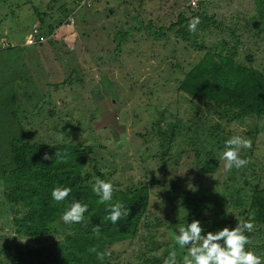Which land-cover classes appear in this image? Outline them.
I'll use <instances>...</instances> for the list:
<instances>
[{
  "label": "trees",
  "instance_id": "trees-1",
  "mask_svg": "<svg viewBox=\"0 0 264 264\" xmlns=\"http://www.w3.org/2000/svg\"><path fill=\"white\" fill-rule=\"evenodd\" d=\"M210 1L199 0L190 17L180 12L170 25L155 26L154 21L144 25L160 41L169 37L163 29L179 25L177 35L205 53L181 84L198 109L196 116L194 110L183 121L179 132H192L189 143L176 145L178 127L174 125L159 131L163 138L160 149L152 146L149 155L140 159L141 173L135 175L131 188L112 180L114 173L122 174L130 165L110 161L115 155L106 140H95L96 148L95 143L77 140L82 132L69 134L65 142L44 134L32 138L33 119L28 117L42 115L45 120L54 112L43 101L27 116L29 109L25 114L19 110L17 93L6 100L0 90V114L12 116L0 120L4 197L15 210L19 233L43 241L38 247L28 243L26 248L6 251L0 264H120L110 247L139 236L145 237L141 240L144 249L135 255L140 261L128 259L124 264H188L175 260L172 240L158 243L161 230L179 236L177 240H192L206 255L204 264H230L237 258L246 261L238 260L240 264H251L249 259L257 262L264 257V241L253 239L254 232L247 231L254 224L259 230L256 234L264 230V161L253 149L261 130L258 124L264 122V65L255 63L254 49L241 41L244 35L240 32L252 28L248 25L253 23H248L253 20L256 40L264 46V0H254L255 13L246 20L247 26L226 25L223 15L208 11ZM237 18L239 11L232 19ZM58 25L49 27L48 33ZM216 34L223 36L207 40ZM240 45H247L249 53L241 55ZM17 88L15 85L14 91ZM38 94L37 90L40 97ZM200 102H206L208 108L213 105L212 113L218 119L204 114ZM9 103L12 111L5 107ZM103 122L109 120L104 117ZM233 122L240 125L238 134L227 132L234 130ZM154 133L144 141L152 143ZM124 139L121 134L119 142ZM121 156L117 158L121 160ZM105 162L114 169L104 167ZM135 170L131 169L130 176ZM149 173L151 182L146 180Z\"/></svg>",
  "mask_w": 264,
  "mask_h": 264
},
{
  "label": "rangeland",
  "instance_id": "rangeland-1",
  "mask_svg": "<svg viewBox=\"0 0 264 264\" xmlns=\"http://www.w3.org/2000/svg\"><path fill=\"white\" fill-rule=\"evenodd\" d=\"M198 6L199 0H91L80 6L76 0H0L2 97L7 100L17 93L19 110L25 114L29 109L27 116L31 110L33 112L34 106L46 101L47 107L54 113L45 120L42 115L28 117L33 119L29 129L32 138L44 134L50 140L58 138L60 142H65L69 134L82 132L77 140L95 143L96 148L95 140H106L109 146L112 145L115 155L110 161H114V165L124 161L127 167L130 165L124 173H114L112 180L131 188L135 186L132 181L135 175L141 173L140 159L149 155L152 146L160 149L163 138L159 131L170 130L174 125L178 127L176 145L189 143L192 132H179L180 129L182 131L183 121L193 116L194 110L196 116L198 109L189 102V95L181 89V84L184 75L205 53V50L190 45L177 35L175 30L180 28L179 25L173 30L163 29L169 37L162 41L155 39L150 34L154 31L144 25L152 21L155 26L156 23L170 25L178 19L180 12L190 17L192 10ZM206 6L210 13L227 12L221 18L226 25L238 23L247 26L246 20L256 9L254 0H211ZM237 11L239 19H232ZM71 14L75 17V24L67 26L57 22ZM35 21L40 24L41 33L53 24L60 25L46 34L45 43L26 45V37L33 30ZM250 23L254 26L253 20L250 19ZM248 26L252 28L240 30L244 35L241 41L254 49L251 52L256 55L255 63L262 67L264 46L256 40L259 37L255 27ZM216 36L222 37L223 34L206 38L210 40ZM247 45L239 46L241 55L248 53ZM15 85L18 87L16 91ZM37 90L40 97H37ZM207 105L200 102L204 114L218 119L212 113L213 105L209 104V108ZM5 107L12 111L13 105L9 103ZM5 115L6 112L0 114L1 121L12 118ZM104 117L109 122H103ZM195 120L191 119V122ZM39 121H43L42 125H36L35 122ZM178 121L179 125L175 126ZM263 124H258L261 130L253 148L262 161ZM233 128L227 131L228 134H238L240 125L233 122ZM153 133L152 143L144 141L148 134ZM121 134L125 138L123 143L119 142ZM114 138L118 141H113ZM118 154L121 160L117 158ZM103 166L114 169L109 163ZM135 168L136 173L130 176L131 169ZM151 177L149 173L147 182L152 181ZM261 177L264 180V174ZM255 181L258 179L255 178ZM4 184L0 180V259H5L6 251L17 246L26 248L30 243L38 247L43 243L40 239H31L19 233L14 219L15 210L4 197ZM161 202L165 204L164 200ZM153 210L156 212V209ZM251 232H254L253 239L264 241V232ZM160 235L162 238L158 239V243L162 245L172 240L175 260H185L189 264L198 248L195 243L192 240H177L179 236H172L169 230H161ZM143 238L139 236L135 241L126 240L110 247L118 255L120 264L128 259L140 261L135 255L144 249ZM237 260L246 262L241 258ZM263 260L264 257H261L256 264H261ZM248 261L255 264L254 258Z\"/></svg>",
  "mask_w": 264,
  "mask_h": 264
},
{
  "label": "clouds",
  "instance_id": "clouds-1",
  "mask_svg": "<svg viewBox=\"0 0 264 264\" xmlns=\"http://www.w3.org/2000/svg\"><path fill=\"white\" fill-rule=\"evenodd\" d=\"M91 1V0H90ZM76 2H77V4L80 6L81 4H80V2H78L77 0H76ZM197 2H193V4H196ZM86 4H88V3H86ZM229 11V10H228ZM227 12H225V13H223V14H221V15H224V14H226ZM187 16V15H186ZM187 17H189V16H187ZM71 19H73L74 20V22L73 23H70V21H71ZM65 21L64 22H62V24H64V23H66L67 24V26H70L71 24H75L76 23V20H75V17L73 16V14H71L70 16H68L67 18H65L64 19ZM34 25H37V27H38V29H39V35H38V41L37 42H35V43H32V44H29V43H27V39H28V36L33 32V30L31 31V32H29V34L27 35V37H26V41H25V44L26 45H36V44H41V43H45V40H46V34L48 33V29H46V32L45 33H41V31H40V24H38L37 23V21H35V23L33 24V29H34ZM41 37H43V39H41ZM248 53H249V49H248ZM202 193V191L200 190L199 191V194H201ZM198 194V195H199ZM245 218V217H244ZM244 220V219H243ZM243 220H242V222H243ZM258 229V226H257V224H254V225H251L250 226V228L247 230L248 232H251V231H253V230H257ZM263 232H264V230H262ZM257 242V241H256ZM207 259V257H206V255H205V253H204V251H202L201 249H199V248H197V250H196V254H195V256L190 260V262H189V264H204L205 262V260ZM260 259V258H259ZM237 264L238 263V260H236V261H232V263H230V264ZM256 263V262H255ZM239 264V263H238Z\"/></svg>",
  "mask_w": 264,
  "mask_h": 264
},
{
  "label": "built area",
  "instance_id": "built-area-1",
  "mask_svg": "<svg viewBox=\"0 0 264 264\" xmlns=\"http://www.w3.org/2000/svg\"><path fill=\"white\" fill-rule=\"evenodd\" d=\"M77 1L80 2L81 5L90 2V0H77ZM73 22H74V20L71 19L70 23H73ZM38 35H39V29H38L37 25H34L33 32L28 36L27 43L32 44V43L37 42L38 41ZM41 39H43V37H41Z\"/></svg>",
  "mask_w": 264,
  "mask_h": 264
}]
</instances>
